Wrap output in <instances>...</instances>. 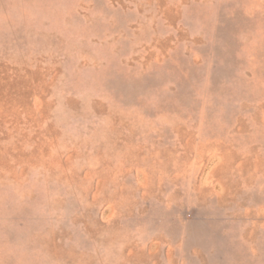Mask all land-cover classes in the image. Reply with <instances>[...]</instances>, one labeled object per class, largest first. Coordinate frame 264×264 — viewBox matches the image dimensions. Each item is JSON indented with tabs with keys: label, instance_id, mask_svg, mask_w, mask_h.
I'll use <instances>...</instances> for the list:
<instances>
[{
	"label": "rangeland",
	"instance_id": "374dc122",
	"mask_svg": "<svg viewBox=\"0 0 264 264\" xmlns=\"http://www.w3.org/2000/svg\"><path fill=\"white\" fill-rule=\"evenodd\" d=\"M0 264H264V0H0Z\"/></svg>",
	"mask_w": 264,
	"mask_h": 264
}]
</instances>
